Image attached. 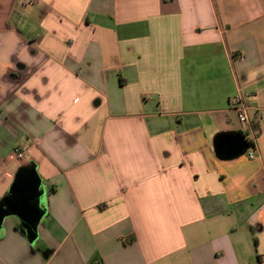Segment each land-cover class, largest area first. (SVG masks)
<instances>
[{
  "label": "crops",
  "instance_id": "0c3cea01",
  "mask_svg": "<svg viewBox=\"0 0 264 264\" xmlns=\"http://www.w3.org/2000/svg\"><path fill=\"white\" fill-rule=\"evenodd\" d=\"M28 163L0 264H264V0H0V199Z\"/></svg>",
  "mask_w": 264,
  "mask_h": 264
},
{
  "label": "water",
  "instance_id": "95a60500",
  "mask_svg": "<svg viewBox=\"0 0 264 264\" xmlns=\"http://www.w3.org/2000/svg\"><path fill=\"white\" fill-rule=\"evenodd\" d=\"M247 148L244 137L238 133H222L215 139L216 154L221 159L242 156ZM43 193L34 163L18 167L9 192L0 199V224L7 216H16L28 241L34 243L38 236L37 226L46 213L42 205Z\"/></svg>",
  "mask_w": 264,
  "mask_h": 264
},
{
  "label": "built area",
  "instance_id": "2783aa9c",
  "mask_svg": "<svg viewBox=\"0 0 264 264\" xmlns=\"http://www.w3.org/2000/svg\"><path fill=\"white\" fill-rule=\"evenodd\" d=\"M230 104L231 108L235 110L240 122L248 121V104L246 103L245 95L237 94L230 99ZM246 153L249 158L253 157V153L251 151ZM13 154L17 160H23L24 158V151L19 146H15L13 148Z\"/></svg>",
  "mask_w": 264,
  "mask_h": 264
},
{
  "label": "trees",
  "instance_id": "16d2710c",
  "mask_svg": "<svg viewBox=\"0 0 264 264\" xmlns=\"http://www.w3.org/2000/svg\"><path fill=\"white\" fill-rule=\"evenodd\" d=\"M244 138H245V142L247 143V145H249V146H253V143H252L251 140L247 139L246 137H244ZM17 228L19 229V231H20L22 234H25V232H24V230H23V228L21 227L20 224L17 226Z\"/></svg>",
  "mask_w": 264,
  "mask_h": 264
}]
</instances>
